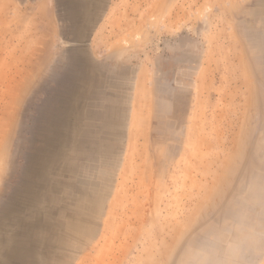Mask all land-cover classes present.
I'll return each instance as SVG.
<instances>
[{"label":"rangeland","instance_id":"obj_1","mask_svg":"<svg viewBox=\"0 0 264 264\" xmlns=\"http://www.w3.org/2000/svg\"><path fill=\"white\" fill-rule=\"evenodd\" d=\"M7 262L264 264V0H0Z\"/></svg>","mask_w":264,"mask_h":264},{"label":"bare ground","instance_id":"obj_2","mask_svg":"<svg viewBox=\"0 0 264 264\" xmlns=\"http://www.w3.org/2000/svg\"><path fill=\"white\" fill-rule=\"evenodd\" d=\"M82 5V4H81ZM85 5V4H84ZM79 15V14H78ZM77 16V15H76ZM93 73V72H92ZM92 77H89L88 78V80L87 81H85V82H88V84H89V86L88 87H86L85 86V84L83 83H81V85L80 84H76L75 85V87H74V89H73V92L71 93V95H73V98H75V97H78V98H85V97H90V95H91V93H92V90H91V85H93L92 83ZM84 82V81H83ZM72 86V85H71ZM72 89V88H71ZM70 89V90H71ZM63 96V95H62ZM76 103V102H75ZM63 106V105H62ZM69 106V105H68ZM76 107V106H75ZM58 108V107H57ZM70 108V107H69ZM67 110V109H66ZM71 112V111H70ZM49 114V113H48ZM56 116V115H55ZM66 116V115H65ZM74 117V116H73ZM78 117V116H77ZM55 118V117H54ZM62 118V117H61ZM69 119V118H68ZM59 121V120H58ZM46 122V121H45ZM52 122V121H51ZM50 122V123H51ZM74 124V123H73ZM84 126H85V124H84ZM54 127V126H53ZM70 127V126H69ZM66 128V127H65ZM69 130V129H68ZM83 130H84V128H83ZM90 130V129H89ZM70 131V130H69ZM69 131H66V132H69ZM87 131V130H86ZM65 132V133H66ZM82 132V131H81ZM87 132H89V131H87ZM48 133V132H47ZM63 133V132H62ZM67 134V133H66ZM86 134V133H85ZM52 135H54V134H52ZM94 135V134H93ZM47 136V135H46ZM70 137V136H69ZM56 138V137H55ZM61 139V138H60ZM52 140V139H51ZM50 140V141H51ZM58 141V140H57ZM53 142V141H52ZM60 142V141H59ZM40 143V142H39ZM57 143V142H56ZM55 143V144H56ZM38 145V144H37ZM51 147V146H50ZM46 148V147H45ZM38 152V151H37ZM40 152V151H39ZM42 152H44V151H42ZM73 152V151H72ZM34 154V153H33ZM69 155V154H68ZM72 155V154H71ZM69 157V156H68ZM70 161V160H69ZM43 163V162H42ZM41 164V163H40ZM28 165V164H27ZM43 165V164H42ZM72 165V164H71ZM67 166V165H66ZM72 167V166H71ZM66 168H69V167H66ZM78 169H80V168H78ZM41 170V169H40ZM24 171V170H23ZM28 172V171H27ZM41 172V171H40ZM27 174V173H26ZM32 174V173H31ZM68 174V173H67ZM37 175V174H36ZM73 175V174H72ZM26 176V175H25ZM39 176H40V174H39ZM27 177V176H26ZM31 178V177H30ZM60 178V177H59ZM48 179V178H47ZM31 180V179H30ZM35 180V179H34ZM48 184V183H47ZM44 185H46V183L44 184ZM78 185V184H77ZM25 187V186H24ZM67 187V186H66ZM42 188V187H41ZM54 188H55V186H54ZM53 188V189H54ZM57 188V187H56ZM20 195V194H19ZM78 195V194H77ZM17 197V196H16ZM15 198V197H14ZM13 198V199H14ZM35 199V198H34ZM37 200V199H36ZM83 200V199H82ZM62 204V203H61ZM47 205V204H46ZM10 206V205H9ZM61 206V205H60ZM33 208V207H32ZM48 209V208H47ZM79 210V209H78ZM82 211V210H81ZM32 213V212H31ZM58 214V213H57ZM41 215V214H40ZM39 216V215H38ZM54 216V215H53ZM73 216V215H72ZM23 217V216H22ZM29 218V217H28ZM80 218H82V217H80ZM70 219V218H69ZM87 219V218H86ZM51 220V219H50ZM12 221V220H11ZM31 221V220H30ZM29 221V222H30ZM44 221V220H43ZM24 222V221H23ZM53 224V223H52ZM44 225V224H43ZM48 226V225H47ZM85 226V225H84ZM4 227V226H3ZM9 227V226H8ZM46 227V226H45ZM19 228V227H18ZM42 229V228H41ZM88 229V228H87ZM2 230H4V229H2ZM36 231H38V230H36ZM41 231V230H40ZM44 231V230H43ZM62 231V230H61ZM50 232H52V231H50ZM66 232V231H65ZM53 233V232H52ZM62 233V232H61ZM88 233V232H87ZM11 234V233H10ZM42 234V233H41ZM44 234V233H43ZM71 234V233H70ZM72 235V234H71ZM13 236V235H12ZM43 236V235H42ZM70 236V235H69ZM13 238V237H12ZM5 239V238H4ZM42 239V238H41ZM77 239H78V237H77ZM37 240V239H36ZM46 240V239H45ZM79 240V239H78ZM15 242V241H14ZM35 243V242H34ZM2 244V243H1ZM4 244V243H3ZM36 244V243H35ZM38 244V243H37ZM12 245V244H11ZM39 245V244H38ZM51 246V245H50ZM2 248V247H1ZM29 248V247H28ZM36 250V249H35ZM37 251V250H36ZM35 253V252H34ZM34 263V262H33ZM7 264H8V262H7ZM13 264H14V262H13ZM26 264V263H25Z\"/></svg>","mask_w":264,"mask_h":264}]
</instances>
